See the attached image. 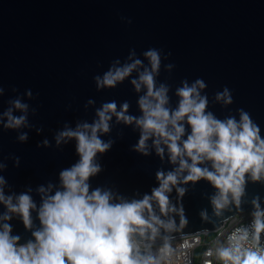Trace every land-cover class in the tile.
Instances as JSON below:
<instances>
[{"label": "water", "instance_id": "1", "mask_svg": "<svg viewBox=\"0 0 264 264\" xmlns=\"http://www.w3.org/2000/svg\"><path fill=\"white\" fill-rule=\"evenodd\" d=\"M149 48L171 53L158 77V82L172 86L171 107L177 106L175 88L182 80L201 78L207 84L208 110L220 119L229 112L239 119L236 110L243 108L264 137V0H0V86L5 89L0 96V162L7 164L0 176L7 180L6 196L28 193L38 209L40 186L53 185L50 194L60 189L59 173L77 163L79 155L74 139L57 145L56 134L65 126L74 129L78 123H92L104 102L115 100L119 109L127 101L128 114L141 115L138 97L143 93L135 92L131 77L101 90L93 77L107 71L113 60L123 62L130 49L143 59L141 54ZM169 63L174 65L171 73L164 69ZM225 86L234 100L227 109L212 103L214 94ZM29 89L33 97L25 94ZM17 96L29 105L31 127L6 129L3 112ZM21 114L14 110V115ZM110 125L111 131L101 134V139L113 143L97 154L102 170L90 177V192L100 188L114 198L142 199L159 186L157 171L168 172L175 166L167 150L163 159L156 154L151 140L149 155L135 151L139 129L134 124L118 123L113 116ZM21 132L28 133L26 142L18 140ZM45 139L48 146L41 143ZM14 157L20 159L18 167ZM179 186L187 189L186 194L180 198L174 189L170 200L177 207L182 203L187 223L181 227L175 215L178 227L167 234L170 238L213 231L229 217L253 211L256 197L264 207V181L249 180L240 206L230 205L219 216L211 204L217 190L208 181ZM7 211L0 204V217ZM202 211L207 212V220ZM10 215L12 219H0V225L11 223L12 235H19L21 244L33 239L20 217ZM32 218L35 231L40 227L36 211ZM163 235L162 230L155 241Z\"/></svg>", "mask_w": 264, "mask_h": 264}, {"label": "clouds", "instance_id": "2", "mask_svg": "<svg viewBox=\"0 0 264 264\" xmlns=\"http://www.w3.org/2000/svg\"><path fill=\"white\" fill-rule=\"evenodd\" d=\"M141 55L143 59L135 49H130L123 62L115 59L107 71L93 77L97 90L115 88L131 77L135 92L143 93L138 97L141 115L128 114L127 101L118 109L112 100L96 110L97 119L92 123H78L74 129L65 126L59 131L56 144L74 139L79 161L59 173L61 188L54 194H50L51 184L47 189L44 186L37 189L42 201L38 209L28 193L6 196L7 180L0 176V204L8 210L0 219L10 221V214L19 216L33 237L21 244L20 236L12 235L11 223L0 225V264H170L174 250L167 234L177 231L175 215H179L181 227L187 223L182 203L177 207L170 200L169 194L174 189L182 198L187 189L179 185L208 181L217 190L211 204L219 216L230 205L240 206L249 180L264 181V137L251 114L239 108L236 110L239 119L231 112L223 119L218 118L208 110L207 84L201 78L192 82L182 80L175 88L177 106L171 107L172 86L158 82L162 62L171 53L149 48ZM173 68L171 63L164 65L169 73ZM133 72L136 76H132ZM4 91L0 86V96ZM25 94L33 97L30 89ZM8 103L11 106L3 112L7 118L3 127H31L29 105L19 96ZM212 103L229 108L234 103L231 90L225 86L216 92ZM14 110L22 114L14 115ZM113 116L118 123L134 124L139 129L135 151L149 155L147 142L151 140L156 154L163 159L167 150L169 162L175 166L168 172L157 171L159 186L142 199L114 198L110 191L100 188L90 192V177L102 170L96 162L97 154L108 151L113 143L101 139V134L111 131ZM18 140L26 142L28 133H19ZM41 143L49 145L46 139ZM14 162L18 167L19 157H14ZM6 168L7 164L0 162V169ZM252 204L250 224L234 228L226 237V244L221 243L214 253L209 249L206 257L214 254L220 264H264V207L259 197ZM33 211L37 212L40 224L35 231H32ZM201 217L207 220V212L202 211ZM162 230L165 243L154 254L152 245ZM206 264L211 261L206 260Z\"/></svg>", "mask_w": 264, "mask_h": 264}, {"label": "built area", "instance_id": "3", "mask_svg": "<svg viewBox=\"0 0 264 264\" xmlns=\"http://www.w3.org/2000/svg\"><path fill=\"white\" fill-rule=\"evenodd\" d=\"M252 212L235 214L210 232H195L170 238L174 250L170 264H206V260H210L211 264H220L214 254L212 257H206L205 253L209 249L214 253L221 243L226 244V237L234 228L250 224ZM262 242H264V237H262ZM164 243V239L155 241L152 245V252L157 253Z\"/></svg>", "mask_w": 264, "mask_h": 264}]
</instances>
